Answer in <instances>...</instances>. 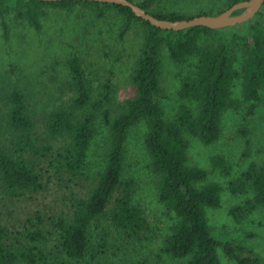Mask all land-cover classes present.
<instances>
[{
	"label": "trees",
	"instance_id": "1",
	"mask_svg": "<svg viewBox=\"0 0 264 264\" xmlns=\"http://www.w3.org/2000/svg\"><path fill=\"white\" fill-rule=\"evenodd\" d=\"M157 1L142 0L136 4L159 19L175 21L194 17L176 12L154 13L151 9ZM240 1L244 0H233L227 8ZM75 5L90 6L99 17L103 15L101 7L116 11L122 17L121 36L134 22L144 26V39L130 78L132 93L124 100L123 109L112 116L110 82L97 84L79 56L67 58L72 98L68 105L54 106L45 118L48 134L61 140L57 150L52 145L45 149L53 156L50 165L58 173L75 178L85 176L87 153L99 115L109 133L105 164L96 184L74 202L71 214H60L49 221L37 214L15 240H10L0 224V264H64V258L79 261L94 253L90 226L108 213L120 188L122 194L110 212L111 222L132 236L146 229L147 219L132 199L135 181L124 180L127 132L142 120L147 125L144 145L151 159V170L157 175V200L177 217L160 252L173 259L187 258L185 264H220L217 249L222 247L236 264H261L257 255H245L247 248L239 237L232 238L222 232L214 236L211 231L205 208L220 206L222 186L218 182H206L208 172L188 164V136L210 145L220 138L224 111L237 110L246 103V117L254 114L261 99L260 90L264 88V13L260 10L249 21L222 29L196 26L179 31L157 28L135 16L129 7L92 1L0 0V14L13 10L18 19L40 31L46 6L70 10ZM224 10L197 15L219 14ZM162 45L177 63L185 62L190 56L197 57L194 74L182 79L179 90L180 98L194 102L196 109L181 104L173 119L165 118L158 101L163 96ZM236 49L242 52L240 71L234 67ZM238 77L242 99L233 98L231 92ZM5 99V110L0 112V183L6 196L17 198L42 187L39 173L23 157V152L39 153L40 148L35 144L34 112L23 91L11 88ZM3 123L15 133L14 144L9 149L3 144ZM242 132L248 135L245 128ZM211 163L222 174L230 173L231 166L222 155L212 156ZM229 190L233 194L251 193L243 204L230 209L236 221H242L256 207H264V162L251 163L229 183ZM253 235L245 233L244 238ZM224 236L228 238L223 240ZM128 264L152 263L139 259Z\"/></svg>",
	"mask_w": 264,
	"mask_h": 264
},
{
	"label": "rangeland",
	"instance_id": "2",
	"mask_svg": "<svg viewBox=\"0 0 264 264\" xmlns=\"http://www.w3.org/2000/svg\"><path fill=\"white\" fill-rule=\"evenodd\" d=\"M140 3L142 0H132ZM233 0H158L152 7L154 13L176 12L195 16L202 12L217 13L226 9ZM46 16L42 19L40 31H36L25 21L17 18L15 11L0 14V112L5 110V95L11 88L23 91L34 112V135L39 153L32 150L23 152L40 175L42 187L29 191L21 197L5 195L0 183V224L6 229L10 240L23 233L37 214L49 221L60 214H71L74 202L87 195L96 184L102 171L109 148L108 127L101 115L96 121V132L90 142L86 160V174L75 178L66 173H58L53 166L52 154L46 148L52 145L56 150L61 140L50 136L46 130L45 118L54 106L68 105L72 94L68 88L69 72L66 60L77 55L93 73L97 84L110 82L112 116L123 109L124 100L132 93L131 73L144 39V26L134 22L130 29L120 35L122 17L113 9L101 7L102 16L90 6L75 5L72 9L46 6ZM264 13V5L261 8ZM7 31V34L5 33ZM6 34V36H5ZM161 86L162 97L158 98L167 119H173L178 107L187 104L194 110L192 101L181 99L179 90L182 79L192 76L197 63L196 56L185 62L174 61L162 45ZM235 69L240 71L242 52L236 49ZM241 79L236 78L232 85V97L241 98ZM255 112L246 117L245 103L239 109L224 111L221 120L220 138L210 145L188 136V164L204 168L206 182H218L222 186L219 207H206L208 225L214 236L225 233L242 241L247 248L245 255H257L264 264V207H256L242 221L230 215V209L241 205L251 196L233 194L229 183L238 178L251 163L264 162V88ZM5 136L3 144L11 148L15 133L3 123ZM248 135H243L242 130ZM147 132L145 121L132 126L125 141L124 180L133 179L135 189L132 199L145 218L146 229L132 236L119 230L110 220V212L122 194L118 189L111 201L108 213L90 226L91 248L79 261L63 259L64 264H128L147 259L152 264H185L187 258L173 259L160 252L163 240L169 234L177 217L158 202L155 186L157 175L151 170V159L145 148ZM222 155L231 166L228 175L222 174L211 163L214 155ZM253 233L244 238L245 233ZM224 236V239H227ZM220 264H236L222 249H217ZM93 256V257H92ZM20 264V263H15Z\"/></svg>",
	"mask_w": 264,
	"mask_h": 264
},
{
	"label": "water",
	"instance_id": "3",
	"mask_svg": "<svg viewBox=\"0 0 264 264\" xmlns=\"http://www.w3.org/2000/svg\"><path fill=\"white\" fill-rule=\"evenodd\" d=\"M44 2L56 1H92L99 3H111L126 6L131 9L135 16L148 21L151 25L162 30H184L190 27L203 26L210 29H222L230 26H236L252 19L264 5V0H244L234 3L229 8L219 14L197 15L190 19L167 20L159 19L153 14L145 11L138 4L130 0H39ZM240 11L239 13H235Z\"/></svg>",
	"mask_w": 264,
	"mask_h": 264
}]
</instances>
